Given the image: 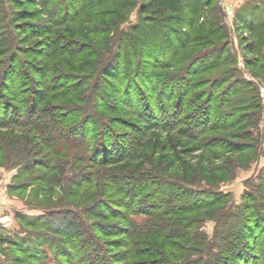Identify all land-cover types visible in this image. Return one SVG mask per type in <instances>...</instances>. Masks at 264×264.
Wrapping results in <instances>:
<instances>
[{"label": "trees", "instance_id": "obj_1", "mask_svg": "<svg viewBox=\"0 0 264 264\" xmlns=\"http://www.w3.org/2000/svg\"><path fill=\"white\" fill-rule=\"evenodd\" d=\"M36 1L28 4L37 6ZM55 1L39 0L38 5L50 27L17 28L27 42L45 37L43 43L13 54L12 35L5 45L10 66L0 74V128H11L0 133V168L45 170L28 183L11 185L9 192L24 195L30 186L43 183L39 190L47 193V185L61 184L66 161L75 171L80 164L88 169L70 177L63 189V199H78L76 206L61 203L44 219L21 218L27 227L39 224L48 231L38 235L37 244L29 242L38 246L29 254L34 262L46 257L47 246L57 264H230L232 258L264 264V217H257L264 212V185L245 197L246 205L235 214L231 195L219 190L234 177L232 164L243 161L260 137L250 145L238 143L240 131L258 127L257 91L235 76L230 82L226 74L209 84L196 79L234 63L225 55V44L217 50L206 41L209 45L201 46L200 53L181 54L198 42L193 38L205 27L219 32L218 11L203 9L209 0L198 2L197 8L191 7L196 0H142L140 22L122 30L126 19L120 13L108 22L115 8L86 15L89 7L118 0H63L64 15ZM8 2L18 5L17 0ZM131 4L126 0L124 9ZM36 17L22 11L16 18ZM79 20L98 29L79 28ZM68 22L74 26L60 35L57 29ZM170 22L185 31L177 40L180 53L167 62ZM246 22L257 32L264 19L252 14L241 25ZM111 32L115 39L104 37ZM207 46L214 53H206ZM31 57L46 62L38 65ZM262 57L257 54L248 65L261 69ZM209 58L217 61L207 65ZM31 146L47 151L45 160L31 159ZM194 169L201 173L191 174ZM80 203L87 205L78 209ZM210 221L216 223L213 235L203 228ZM23 250L29 253L30 246Z\"/></svg>", "mask_w": 264, "mask_h": 264}, {"label": "rangeland", "instance_id": "obj_2", "mask_svg": "<svg viewBox=\"0 0 264 264\" xmlns=\"http://www.w3.org/2000/svg\"><path fill=\"white\" fill-rule=\"evenodd\" d=\"M22 1V2H20ZM32 0H17L18 5L13 6L8 2V0H0V9L3 11L2 14L0 12V74L7 71L8 67L10 66V57L8 56L10 52H7L5 45H10L12 40V35L14 38H17L13 42L15 45V50L12 52L16 54L18 51L28 49L31 47L32 49L38 48L45 37L37 38L35 40L26 41L24 35L21 36L19 34V27H26L29 24H34L36 26L42 27L48 26L50 27V23L47 21L46 15H41L39 0L36 1L38 4L37 6L30 5L28 2ZM88 3H93L95 0H87ZM128 1V0H127ZM207 0H196L195 2L191 3L192 8H197V3H201V5ZM20 2V3H19ZM61 4L60 7H56L59 10V15H64L67 12V3H63V0H56L55 4ZM126 0H118L117 2H113L110 4L102 5L101 7L97 8H88L87 9V16L95 11H109L114 10V14L110 15L108 22L114 21L117 18V14L123 16L126 20L121 25V29L129 30L132 26L137 25L138 22L141 20V5L142 0H133V4L129 9L125 8ZM72 7H76L74 4ZM255 7V8H254ZM205 11L215 10L218 11V14L215 15L216 23H217V31L211 30L209 26L205 27V30L202 31L200 35H197L195 38L198 42L191 44L188 46L185 51H182V55H194L198 52L200 53L203 48L201 46L209 45L207 42H211L212 45L217 46V50L221 48V45L225 44L227 49V53L225 54L226 57H230L234 60V63L230 64L229 66H223L218 69H215L212 72H208L198 76L196 79L198 81H203L209 84L214 79L221 77L223 74H226V79L232 82V76H235V79H240L243 82L251 83L253 88L257 91L259 102H260V121L258 127L251 126V128H247V130L240 131V140L238 143H249L251 144V140L254 137H259L258 142L255 144V149L248 150L245 154V159L243 161H239L234 167L232 164V168L234 170V177L224 183H221L219 186V190L224 193H229L231 195V199L233 201L232 205L234 209L232 213H236L242 211L243 206L246 205V198L255 195V191L257 188H260L264 185V23L261 27L256 28L257 32H254L253 29H250L249 24L241 25V21L247 17H261L264 19V0H209L208 4L203 7ZM22 11H29L37 14L36 20L34 21H17V15L20 14ZM118 11V12H117ZM73 12V11H72ZM112 13V12H111ZM60 17V16H59ZM74 16H71L72 19ZM250 20V19H249ZM116 21V20H115ZM201 21V22H200ZM204 19L201 17L198 26L202 24ZM19 24H18V23ZM77 22V21H74ZM74 22H68L60 26L57 32L61 35L64 30L69 28V26H74ZM80 27L84 28L86 26H92L98 29V26L93 23L87 24L86 22L83 23L82 20H79ZM76 24V23H75ZM171 25V26H170ZM222 28V29H221ZM185 31L180 25L176 24L175 22H170L168 24V28L165 31L166 40L165 45L168 47L169 54H167L168 61L174 58L175 52L178 50V39H180V31ZM175 34V35H173ZM179 35V36H178ZM21 36V38H20ZM111 39H115V35L113 32L108 34L107 36ZM200 37L203 38V42L200 43ZM75 42L77 41L80 44L85 43L84 40L80 39L79 37H75ZM23 43L19 44L20 42ZM87 43V42H86ZM180 43V42H179ZM254 45V48L252 49ZM45 47V46H43ZM140 48L142 46H139ZM46 49V48H43ZM155 50V49H154ZM206 53H214V49L211 50L210 46L204 48ZM203 50V51H204ZM204 51V52H205ZM117 52L116 50L114 53ZM222 52V51H221ZM180 53V49L178 50L177 54ZM262 54L263 57L261 59V64L263 65L261 69L255 70L248 65V60L252 61L256 59L257 54ZM220 56V51H219ZM27 56H23L21 54L20 58H26ZM63 59V58H60ZM175 59V58H174ZM58 60V59H57ZM67 60V59H66ZM30 61L36 62V64H42L46 62L45 58H36L31 57ZM217 61L215 58H209L207 65L213 64ZM229 70V72H227ZM174 71V70H171ZM228 73V74H227ZM0 82L2 80L0 78ZM229 82V83H230ZM204 89H208L205 87ZM130 120V118H127ZM11 130V128H0V133H5ZM247 133H246V132ZM236 134V132H234ZM158 135V136H156ZM166 134L163 133L162 136L164 137ZM245 135H249L250 137H245ZM157 140L161 141V137L159 134L155 133ZM214 139L217 138L216 135H210ZM208 136L207 139H212V137ZM31 150H35L34 153L31 154V159H44L47 156L48 152H40L38 148L35 146L30 147ZM192 155L200 156L201 153L195 152ZM231 157L236 158L237 156L232 155ZM23 166V165H22ZM230 168V169H232ZM64 172L61 174L62 182L58 187H54L52 185H47V193L39 190L40 187H43L42 184H35L30 186L26 193L20 194L19 192H9V187L11 185L28 183L34 179L37 175L45 173V170L42 167L35 168L32 171H21V166L12 167L10 169H6L4 167L0 168V263L1 264H57L55 260L54 254L52 251L46 246L43 248L45 252H47L46 257L44 256L41 262H34L35 260L29 255L31 253H36L38 246L30 245L29 242H35L36 244L38 241L41 240L39 238V234L45 235L47 232L46 230H42L41 227H27L25 222H21V218L24 216L30 219H37L42 217L43 219L46 218L47 213L49 211L54 210L56 207H59L62 204L64 205H72L76 206L78 203V199H70L66 200V197L63 199V189L65 187H69L68 180L73 178L74 174L80 173L85 170L86 167L83 164H80L77 168V171L73 170L69 167L68 161L65 162L63 167ZM201 173V169H194L191 172L193 174ZM17 173L21 175L17 179ZM61 173V172H60ZM212 175V173H211ZM218 185V184H217ZM251 204V203H250ZM87 204H79L77 207L78 209L86 207ZM247 205H249L247 203ZM244 212V210H243ZM242 213V212H241ZM250 213V212H247ZM245 216V215H244ZM250 216V215H249ZM257 217H264V212H258ZM138 222H142V218H136ZM215 222H208L203 227L206 233L213 235L215 229ZM263 230V229H262ZM261 230V231H262ZM29 253L22 249L29 248ZM41 251V252H40ZM38 252L42 253V250ZM249 256L252 257L250 250H248ZM36 258V257H35ZM245 259H249L247 256ZM230 264H242L236 258H232ZM251 260H249L246 264H251ZM223 264V263H222Z\"/></svg>", "mask_w": 264, "mask_h": 264}, {"label": "built area", "instance_id": "obj_3", "mask_svg": "<svg viewBox=\"0 0 264 264\" xmlns=\"http://www.w3.org/2000/svg\"><path fill=\"white\" fill-rule=\"evenodd\" d=\"M0 199H2V197L0 196Z\"/></svg>", "mask_w": 264, "mask_h": 264}]
</instances>
